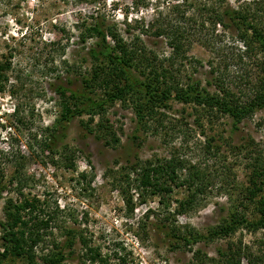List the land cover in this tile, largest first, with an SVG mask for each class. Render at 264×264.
<instances>
[{"label": "rangeland", "instance_id": "374dc122", "mask_svg": "<svg viewBox=\"0 0 264 264\" xmlns=\"http://www.w3.org/2000/svg\"><path fill=\"white\" fill-rule=\"evenodd\" d=\"M231 10L264 30V0H0V61L11 63L0 89V179L16 170L22 180L5 182L0 200V264H28V255L5 251L9 199L33 204L21 214L25 236L36 234L35 264H49L67 236L73 243L61 264H264V228L218 231L232 216L260 220L259 197L249 200L244 189L254 159L264 164V111L234 131L227 117L210 119L192 104L169 101L140 125L133 96H126L101 116L73 118L62 136L54 126L55 88L78 85L95 41H81L80 31L96 17L165 65L172 49L156 31H175L181 86L214 92L220 81L247 92L244 79L256 71L223 17ZM213 11L222 23L213 24ZM144 177L156 188H143ZM52 213L57 220L43 225ZM172 225L200 240L178 244L164 234Z\"/></svg>", "mask_w": 264, "mask_h": 264}, {"label": "trees", "instance_id": "16d2710c", "mask_svg": "<svg viewBox=\"0 0 264 264\" xmlns=\"http://www.w3.org/2000/svg\"><path fill=\"white\" fill-rule=\"evenodd\" d=\"M185 3V0H184ZM179 4H175V9L179 8ZM179 12V11H178ZM225 18L231 21V24L237 29L241 47L245 54L252 57L255 66V76L251 79L246 78V85H249L247 92L234 91L231 87L224 86L222 83L216 84L214 92H210L205 88H199L198 84L180 85L179 68L174 69L173 60L178 59L182 53L181 41L176 36L175 31L170 32L160 28L156 31L157 36L167 35L168 45L171 47V55L168 56V63L165 65L155 56H147L142 48H130L123 38L118 35L117 31L100 21L98 17L94 18L82 31H80V39L87 42L94 39L93 45L89 46L86 51L88 67L84 68V73L77 78L76 86L73 81H65L57 84L55 88L60 101V114L56 119L54 126L56 129L63 130L59 134L62 136L64 130H67L68 124L73 118L90 115L95 116L105 113L106 108L116 101L124 100L126 96H133L134 113L136 115L137 124L146 125L144 117L156 114V109L165 107L169 101H176L183 104H192L200 108L201 114L208 118H216L219 116L227 117L231 120V128L238 130V126L245 120L252 119L258 112L264 111V30L263 26L254 25L251 20L241 14L237 10L225 11ZM217 11H213L211 20L213 24L222 23L221 17ZM150 57V58H149ZM5 58L0 61V89L1 83L7 80L5 73L11 68V63ZM145 62L144 66L142 64ZM64 85V86H63ZM69 86L77 87L70 89ZM100 91L102 94L100 95ZM72 103V104H71ZM147 116V117H148ZM148 119V118H146ZM109 128L108 126H106ZM110 129V128H109ZM90 131L92 129H89ZM51 143L46 149H52ZM250 153V150L249 152ZM252 172L248 178V185L244 191L249 200H255L257 212L259 214V222H252L246 218H236L232 216L231 221L224 226H219L220 232L224 235L237 229L238 227L264 228V194H260L264 189V164L259 158L254 159ZM16 171V170H15ZM13 171L7 181L0 179V200L7 185L21 184L20 173ZM129 178L125 182L130 185ZM17 182V183H16ZM118 188L122 193L125 188L118 184ZM140 185L143 188L154 187L148 177L141 180ZM140 186V187H141ZM115 187H117L115 185ZM159 187V186H158ZM162 189V188H160ZM145 190V189H144ZM260 194V195H259ZM5 222L1 227L4 232V240L6 242L5 251L11 256L20 257L23 255L28 259V264H35L31 258L32 243L36 238V234L32 235L28 231L25 236V222L22 219L21 212L32 209L33 204L29 200L16 204L11 199L6 201ZM148 217V215H147ZM44 219V218H43ZM57 220L56 214L52 213L51 217H46L43 225H47L50 220ZM260 225V226H259ZM170 227V228H169ZM168 229L164 232L167 238L175 240L178 244H194L200 240V236L192 231L181 234L176 226H163ZM73 239L70 236L59 245L56 255L50 259L49 264H61L65 260L63 249L71 246ZM81 243H86L81 241ZM32 247V248H31ZM31 248V249H30ZM102 263L100 256L92 258Z\"/></svg>", "mask_w": 264, "mask_h": 264}]
</instances>
